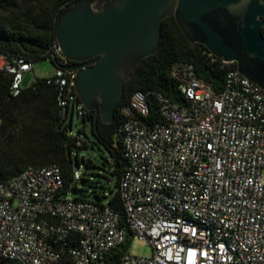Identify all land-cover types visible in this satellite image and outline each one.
I'll use <instances>...</instances> for the list:
<instances>
[{
  "label": "built area",
  "instance_id": "1",
  "mask_svg": "<svg viewBox=\"0 0 264 264\" xmlns=\"http://www.w3.org/2000/svg\"><path fill=\"white\" fill-rule=\"evenodd\" d=\"M51 53L65 62L56 42ZM0 57L16 97L33 64ZM75 74L55 68L43 78L56 88L62 115ZM169 78L183 104L135 91L120 109L122 218L106 203L68 197L82 175L76 167L68 189L57 165L27 167L0 182V262L264 264V91L236 70L214 89L184 62L171 65ZM151 105L162 123L142 120ZM128 234L125 251L110 262ZM134 240L151 254L130 255Z\"/></svg>",
  "mask_w": 264,
  "mask_h": 264
},
{
  "label": "trees",
  "instance_id": "2",
  "mask_svg": "<svg viewBox=\"0 0 264 264\" xmlns=\"http://www.w3.org/2000/svg\"><path fill=\"white\" fill-rule=\"evenodd\" d=\"M75 1L41 0L39 5L31 8L25 0H0V55L23 57L32 64L38 60H49L56 42V19ZM260 32L264 37V27ZM174 62L192 65L195 75L217 90L222 88L226 72L235 70L233 63H224L213 57L200 44H190L179 31L174 18H165L161 22L157 51L141 59L124 83L123 95L112 121L104 124L99 117H94L93 112L81 108L82 126L77 130L80 138L72 133L74 111L80 115V109L76 108L80 103L74 89L71 94L74 98L68 102L66 114L62 115L54 86L46 85L43 78L34 77L28 87L12 97L9 92L12 77L0 69V182L16 176L27 167L57 165L64 189H68L71 170L80 165L84 172L78 182L91 189L94 202L106 203L122 218L119 182L126 160L116 135L120 109L135 91H157L183 104L184 99L176 83L169 78ZM150 108L148 117L142 120L162 123L157 107L151 105ZM83 149L98 151L100 163L85 157ZM77 183L70 192H81L86 196L83 192L88 189H78ZM129 241L128 234L125 244L109 259L110 262H116L112 260L125 251ZM0 264L18 263L5 260Z\"/></svg>",
  "mask_w": 264,
  "mask_h": 264
},
{
  "label": "water",
  "instance_id": "3",
  "mask_svg": "<svg viewBox=\"0 0 264 264\" xmlns=\"http://www.w3.org/2000/svg\"><path fill=\"white\" fill-rule=\"evenodd\" d=\"M264 0H76L55 22V40L75 70L79 103L108 124L124 83L159 45L161 22L173 17L193 45L200 44L264 91Z\"/></svg>",
  "mask_w": 264,
  "mask_h": 264
},
{
  "label": "rangeland",
  "instance_id": "4",
  "mask_svg": "<svg viewBox=\"0 0 264 264\" xmlns=\"http://www.w3.org/2000/svg\"><path fill=\"white\" fill-rule=\"evenodd\" d=\"M25 2H26L27 6L33 8L37 5H39L41 0H25ZM0 60H1V57H0ZM32 67H33V71L29 72L28 74H26L24 76L23 84H22L23 88L28 87L34 77H37V78L48 77L53 73V71L55 69L53 64L48 59L35 61L32 65ZM69 111L71 113V109H69ZM81 113H82L81 109H80V115H77V112L74 111L73 120H72V122H73L72 133L75 134L76 136H78L79 138H80V135H78L77 130L82 126V115H81ZM83 153H84L85 157H89V158L93 159L96 163H100V157H99L98 151L92 150V149H83ZM78 154L80 156V149L78 150ZM78 166H80V165H76V168L79 169V171L82 174L84 172V168L78 167ZM77 188L78 189H80V188L88 189L87 192H83L86 194V196H83L81 192H75V193L70 192V194L68 195L69 198H81L83 200L95 201V199L93 198V196L90 192L91 189L86 187L82 182L77 183ZM128 253L130 255L137 256V257H147L151 254V249L143 241L134 240L133 242H131V244L128 247Z\"/></svg>",
  "mask_w": 264,
  "mask_h": 264
},
{
  "label": "flooded vegetation",
  "instance_id": "5",
  "mask_svg": "<svg viewBox=\"0 0 264 264\" xmlns=\"http://www.w3.org/2000/svg\"><path fill=\"white\" fill-rule=\"evenodd\" d=\"M68 64H71V62H67V61H65L63 64H61V65H68Z\"/></svg>",
  "mask_w": 264,
  "mask_h": 264
},
{
  "label": "crops",
  "instance_id": "6",
  "mask_svg": "<svg viewBox=\"0 0 264 264\" xmlns=\"http://www.w3.org/2000/svg\"><path fill=\"white\" fill-rule=\"evenodd\" d=\"M0 66H1V60H0ZM28 73H29V72H28ZM28 73H26V74H28ZM26 74H24V76H25ZM24 76H23V79H24ZM22 84H23V80H22Z\"/></svg>",
  "mask_w": 264,
  "mask_h": 264
}]
</instances>
